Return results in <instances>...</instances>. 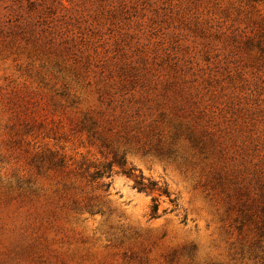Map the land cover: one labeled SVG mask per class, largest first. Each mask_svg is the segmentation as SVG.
<instances>
[{"label": "rangeland", "instance_id": "rangeland-1", "mask_svg": "<svg viewBox=\"0 0 264 264\" xmlns=\"http://www.w3.org/2000/svg\"><path fill=\"white\" fill-rule=\"evenodd\" d=\"M0 264H264V0H0Z\"/></svg>", "mask_w": 264, "mask_h": 264}, {"label": "trees", "instance_id": "trees-1", "mask_svg": "<svg viewBox=\"0 0 264 264\" xmlns=\"http://www.w3.org/2000/svg\"><path fill=\"white\" fill-rule=\"evenodd\" d=\"M138 185H139V190L140 191H145L147 189L146 185L143 182H140ZM150 186H151L152 190H155V188L157 187V184L156 183H151ZM163 193L170 197V194H169V192L166 189L163 191ZM154 202H155V204H154V207H153V215H157V213L159 212V209H160V204L158 203L157 200H154ZM171 202L174 203L175 200H171Z\"/></svg>", "mask_w": 264, "mask_h": 264}]
</instances>
